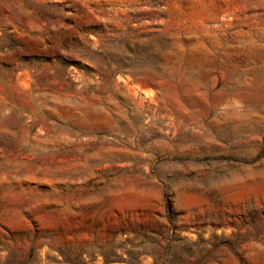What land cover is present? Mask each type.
I'll return each instance as SVG.
<instances>
[{
	"label": "rangeland",
	"instance_id": "obj_1",
	"mask_svg": "<svg viewBox=\"0 0 264 264\" xmlns=\"http://www.w3.org/2000/svg\"><path fill=\"white\" fill-rule=\"evenodd\" d=\"M0 264H264V0H0Z\"/></svg>",
	"mask_w": 264,
	"mask_h": 264
}]
</instances>
